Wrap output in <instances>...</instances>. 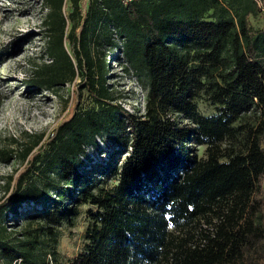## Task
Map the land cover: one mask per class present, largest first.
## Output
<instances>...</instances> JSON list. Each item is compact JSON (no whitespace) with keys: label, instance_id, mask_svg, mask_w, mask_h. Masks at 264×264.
<instances>
[{"label":"trees","instance_id":"1","mask_svg":"<svg viewBox=\"0 0 264 264\" xmlns=\"http://www.w3.org/2000/svg\"><path fill=\"white\" fill-rule=\"evenodd\" d=\"M42 6L47 45L29 61L25 84L55 95L74 85L76 104L48 138L24 132L0 145V163L25 164L7 178L4 216H15V227L60 224L93 206L83 249L68 264H264V24L251 22L264 18V0ZM115 53L147 89L144 116L125 109L109 85L107 54ZM83 90L93 99L87 109L78 108ZM202 95L216 115L199 113ZM179 119L193 127L180 128ZM106 137L128 154L121 165L103 167L116 180L109 187L83 160ZM43 201L42 210L19 212ZM48 233L56 246L57 232ZM6 234L0 225L3 264H63L56 247L40 248L39 236L13 243Z\"/></svg>","mask_w":264,"mask_h":264},{"label":"rangeland","instance_id":"2","mask_svg":"<svg viewBox=\"0 0 264 264\" xmlns=\"http://www.w3.org/2000/svg\"><path fill=\"white\" fill-rule=\"evenodd\" d=\"M42 5L43 0H0V145L8 144L10 139L21 140L24 132L45 133L48 138L68 116L71 107L76 104L74 85L65 86L60 95H55L50 91L28 87L25 84L29 77V61L42 57L47 45L46 32L42 24L46 11ZM65 13L69 14V3ZM251 22L255 28H259L263 26L264 18H253ZM116 42L120 45L123 43L118 36ZM66 46L70 48L68 43ZM108 49L109 47L104 46L103 51ZM110 59L112 60L107 79L115 92V97L120 98L119 102L130 113L144 116L147 89L143 81L130 67L123 53L107 54V63ZM121 65H126L129 72L123 70ZM92 105V97L83 90L78 108L87 109ZM197 107L203 116H213L218 113L217 106L213 105L207 96L199 97ZM178 122L182 129L193 127V124L187 120L179 119ZM195 148L199 157L205 155L206 146ZM121 151L124 154H121ZM85 152L88 156L83 158L87 163L85 171L98 169L100 172L95 175V179L101 178L108 187L116 184V180L106 176L107 173H102V170L108 169L115 163L121 165L128 156L125 148H121L118 142L106 137V140L97 139V144L88 146ZM24 168L25 164L17 159L10 163H0V206L7 202L6 199L10 195V192L5 191L7 178L10 175L17 177ZM46 204V201L29 203L19 212L42 210ZM91 209H94L91 205H82L81 213L73 222L68 219L60 224L43 220H23L17 227L14 223L15 216L7 213L8 218H6L0 210V225L7 228V239L13 243L18 239H24L30 233L39 236L42 241L40 248L43 251L49 252L56 247L58 261L68 264L83 249L84 232L91 221L89 215ZM48 227H53L58 234L56 246L48 233ZM24 231L27 233L23 235ZM3 263V260H0V264Z\"/></svg>","mask_w":264,"mask_h":264},{"label":"built area","instance_id":"3","mask_svg":"<svg viewBox=\"0 0 264 264\" xmlns=\"http://www.w3.org/2000/svg\"><path fill=\"white\" fill-rule=\"evenodd\" d=\"M120 1L121 3H123L124 5H129L130 3H133L135 1H139V0H118ZM260 6H261V0H255ZM21 262V260H20ZM51 264H54V262L51 260L50 261ZM20 264V263H19Z\"/></svg>","mask_w":264,"mask_h":264}]
</instances>
